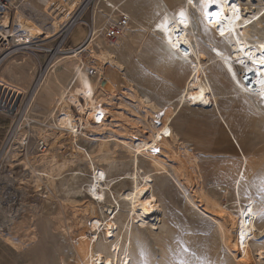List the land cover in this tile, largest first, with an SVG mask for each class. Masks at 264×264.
Returning a JSON list of instances; mask_svg holds the SVG:
<instances>
[{
  "label": "rangeland",
  "instance_id": "374dc122",
  "mask_svg": "<svg viewBox=\"0 0 264 264\" xmlns=\"http://www.w3.org/2000/svg\"><path fill=\"white\" fill-rule=\"evenodd\" d=\"M144 1L136 0L129 6L121 0H117L114 6L104 0H90V2L88 0L82 15L83 22H79L87 34L89 33L87 23H91L93 20L96 30L103 28L108 20L118 18L120 11L129 14L130 29L115 44H111L98 33L100 37L96 42L97 44L100 42L103 47L112 48L116 52L118 60L126 68L120 71L110 63L102 65V63L96 62L94 53L89 48L82 49L86 46L84 44L78 51L79 57L85 62V67L82 77L75 82L73 89L82 85L83 82H98L101 71H106L107 74L121 72L122 76L124 74L129 78L130 85L142 95L160 100V103L177 99L179 90L183 86L185 74L171 72L172 74L168 73L166 76L162 74L158 77L156 73L160 69L156 67L153 48L144 46L145 44L142 47L138 45L140 40L137 30L139 23H149L157 17L155 7L149 5L150 8L144 11V14L147 15L138 12L137 16L132 15V8H142ZM63 2L65 9L68 10L61 15L59 14L58 0H52V3L46 4L42 2L30 4L29 2L17 8L39 21L46 29L47 34L42 40L47 39L45 42L49 48L56 46L59 41L56 34L76 9L79 0H63ZM241 2L245 13L246 7L255 12V9L257 11L262 4V0H241ZM195 16L198 17L197 14ZM50 30L52 31L50 32ZM71 35L66 39L64 46L74 50L77 48L75 46L79 44L81 46L84 42L80 40L74 43ZM207 47L211 48V44L207 43ZM93 48L99 49L98 45ZM72 50L59 54V57L53 59L52 68L47 75L49 80L52 79V82L50 81L52 89L46 88L45 93L38 95L35 101L33 99L30 115L32 131L29 130L31 134L29 139H25L24 134H27L28 129L24 128L23 124L20 125L22 131L19 134H17V129L13 130L17 118L15 115L9 116L0 113V154L4 153V158L0 160L2 163L0 165V190L7 191L4 198L2 197L3 202L0 203V264H78L79 255L74 243L79 239L80 231L84 227L81 224L82 219L84 221L89 219L88 225L90 224L92 211L88 207L91 203L95 204L97 206L96 214L103 218L107 216L103 208L111 204L102 205L103 208H101L97 201L93 202L87 192V187L92 179V168L90 167L92 160L93 165L107 170L108 177L111 178L110 189L115 193L129 188L131 184L127 178L124 179L131 171V164H129L131 154L120 145L117 146L115 140L109 142L110 159L103 161L98 159L99 156H102L98 152L101 138L111 135L124 138L125 132L120 126L116 125L113 132L106 131L105 134L97 137L91 136L88 140H85L83 136L79 137L78 144L81 149L72 144L71 138L65 130L54 128L55 116L53 117V113L56 110V103L63 92L72 86L70 82L77 74L76 68L80 62L77 59L71 65L68 64L72 58L67 56L72 54ZM206 53L204 68L208 72L218 100H211L210 103L202 105H187L175 117L172 126L176 133L177 143L175 140V144L171 142L175 153L171 152V155L164 154L161 157L173 177L168 174H153L151 177L154 191L162 204V222L155 227L156 229L140 225L136 221L133 225H131L132 222L130 223L132 226L133 264H264V259L256 258L255 248L258 244H264L263 220L259 224L261 230L252 243L254 246L250 249L236 250V257L225 243L222 232L214 219L218 212L215 205L219 207V211L231 213L238 212L239 201L244 204L246 200L253 199L251 202H262L264 205V112L257 108L254 96L250 97V102L241 99V93L235 92V88L219 70V65H215L216 59L208 50ZM36 55L43 62L48 53L38 52ZM12 60L14 62L11 63ZM7 63L15 72L17 71L16 73L21 74V77L15 76L17 78L9 79V83L14 86H26L28 82L24 83L23 79L27 80L28 78L29 81L32 78L33 82L37 76L39 62L35 56L26 55L24 60L12 57L8 59ZM91 68L96 74L91 72ZM241 70V67H237L238 75L242 77L243 73L241 72L244 69ZM4 74L7 78L9 77L8 71H4ZM32 82L27 92H29ZM127 91H125V95H120L123 97L121 109L126 118L138 126V118L142 112L138 108L137 102L133 97L130 98ZM176 104L177 101H175ZM71 112L75 117L79 115L73 105H71ZM45 130L47 133L52 131L55 136L48 140V136L46 138L43 135ZM43 136L47 143H43ZM114 137L109 138L114 139ZM22 142H29L25 146L29 150V159L30 157L32 159L26 168L21 167V162L27 161L25 155L27 150ZM10 149L17 152L16 159L6 156ZM46 153L48 161L51 158H54L53 162L57 161L58 163L64 160L70 161L62 169L60 177L55 175L56 179L53 185L52 183L47 185L44 181L41 186L36 187L33 182L28 181L31 168L47 170L49 164L42 161L43 155H41ZM141 162L142 167L148 171L147 158L142 157ZM246 163L248 165L245 169ZM179 169H184L187 175L179 174ZM76 172L80 174L75 175ZM109 193L111 194V192L108 191L107 199L112 200ZM188 198L192 202H189ZM120 204L121 212L116 217V230L108 232L106 228H103L99 246L104 242L105 244L109 243L107 239L116 238L117 235L125 238L126 231L125 228H122V222H128L127 208L123 200H120ZM212 206L216 208L214 213ZM24 215L28 216V221L18 223ZM14 222H17L23 230L29 226L34 227L37 238L30 240L22 238L21 234L14 230ZM5 235L11 237L13 242L7 241L4 238Z\"/></svg>",
  "mask_w": 264,
  "mask_h": 264
},
{
  "label": "bare ground",
  "instance_id": "6f19581e",
  "mask_svg": "<svg viewBox=\"0 0 264 264\" xmlns=\"http://www.w3.org/2000/svg\"><path fill=\"white\" fill-rule=\"evenodd\" d=\"M104 1L113 5L117 2V0ZM121 1L130 6L136 0ZM137 1L139 2L141 0ZM29 2L30 4L32 2H42L46 4L52 3V0H22L21 3H18L17 0H12V6L1 15L2 26L0 27V33H8L6 34L8 36L24 35L28 37L29 40H42L44 38L47 31L42 27L41 23L32 18V16L27 15L22 9H17ZM64 2L63 0H58L60 15L68 10L65 9ZM142 3V8L136 7L135 9L131 7L133 16L136 15L137 12L144 14V11L150 8L148 5L151 7L154 6L157 13V17L154 21L139 23V28L137 29L140 34L138 45L142 47V45L145 44L144 46L152 47L154 50L156 67L160 69V71H156V75L158 77L162 76V74L166 76L171 72L175 74H185L183 86L182 88L180 87V93L175 100L160 103V100H154L148 95H142L137 89H134L130 85L129 78L126 77V75L124 76V74L122 76L120 74L121 72L107 74L105 73L106 71H101L98 82H83L82 85H78L73 89L75 82L82 77L83 68L85 67V62L79 57L78 51L84 44L86 46L82 49L89 48L91 52L94 53L93 56L96 62L102 63V65L110 63V65H113L120 71L125 70L126 67L118 60L117 54L112 48L108 46L103 47L100 45V42L99 44L96 43L98 42V37H100L98 34H100L102 28L96 29L98 30L96 31L94 27L93 33L87 34L81 23L76 22V26L72 29L71 33V38L74 43L80 40H83L84 43L80 47L72 50V54L67 56L72 58V61L68 63L69 65L77 59L80 62L77 64V74L71 79L70 83H72V86L69 87L70 89L68 88L63 92L56 103V110L53 113V117L55 116L54 128L65 130L71 138L72 144L81 149L78 144L79 137L83 136L85 140H88L91 136H101L105 134L106 131L113 132L116 125L120 126L122 131L124 130L123 132H125L123 135L124 138L114 137L112 135L104 136L101 139L99 138L101 143L99 144L98 152H100L102 156H99L98 159L101 161L110 159V150L108 146L109 142L112 140H115L117 146L120 145L131 154L129 160L131 171L124 177V179L127 178L131 184L129 188L117 193L110 189L111 178L108 177L109 173H107V170L93 165V160L91 158L92 165H90V167L92 168V179L87 187V192L93 199V202L97 201L98 206L101 208H103L102 205L106 206L108 203L111 204L103 208L107 216L103 217V215V218H101L96 214L97 206L90 202V206H87L88 209L91 208L92 211L90 224L88 225L89 219L85 221L82 219V223L81 220H79L84 227L80 231L79 239L75 240V243L73 242L79 255L78 264H133L131 225L136 221L140 225H147L151 228H155L162 222V204L154 191L151 177L153 174H168L173 177L165 161L161 158L164 154L169 156L171 152L175 153L173 152L175 148H173L171 143H174L176 139V133L172 126L173 121L179 111L187 105H202L210 103L211 100H218L217 93H215L208 77V72L204 68V58L207 56V50L211 53L213 58L216 59L215 65H219V70L227 77L233 88H235V92L241 93V99L250 102V97L254 96L253 98L257 102V108L264 112V56H262V53H264V0H262V4L257 11L255 9V12L250 10L249 7H246V13L241 0H191V2L190 0H145ZM236 9H239L238 13ZM181 11L185 13V18L183 19L179 15ZM196 14L198 17L195 16ZM237 15L239 19H236ZM210 19L212 20L211 23H209ZM216 19L220 20L219 24L215 22ZM51 31L52 30H50V32ZM135 41L134 39V42ZM110 43L115 44V42ZM207 43L211 44V48H213L214 51L211 50L210 47H207ZM95 45H98V50L93 48ZM17 61L20 63L19 60ZM7 62L0 72V82L6 83L21 92H27L32 78L29 79V81L28 78L27 80L26 78L23 79L24 83L28 82L26 86L17 87L10 84L9 79L17 78L21 74L19 75V73H16L17 71L15 72L12 67H10L9 63L14 62L13 60L9 63ZM237 67H241L242 70L244 69L241 73L247 76L248 81L243 80L242 77L238 75ZM4 71H8V78L5 76ZM254 72H256V74ZM46 77L43 81H39L29 94L28 103L30 106L25 115L28 121L31 119L30 115L33 99L35 101L38 95L45 93L44 91L46 88L52 89V79L49 80V76ZM102 80L106 81L105 85L102 84ZM126 90H128L127 92L129 93L127 94H129L130 98L133 97L137 102L138 108H140L142 112V115L139 117L143 119L138 118V126L136 123L131 122L130 119L129 121L121 109L123 97L120 95H125L124 93ZM81 99L85 102L83 100L81 101ZM175 101H177L176 105ZM71 105L76 107L79 113L77 117L72 114ZM162 110L164 113L160 115V111ZM21 127L17 129V134L22 131L20 130ZM29 134L30 131L28 130L27 134H24L25 139H29ZM43 135L45 137L48 136V140L55 136L52 131L47 133L46 130ZM44 136L43 143H47ZM109 137H114V139H110ZM22 144L27 150L25 153L27 161L21 162V167L26 168L32 159L31 157L29 159V150L28 147L25 146L28 145L29 142H22ZM158 147L160 148V153L154 154L152 150H156ZM174 147L176 146L174 145ZM81 152L84 153L83 150H81ZM3 154L4 153L0 154V160L4 158ZM41 155H43L42 161L47 162L49 168L47 170H38L35 167L31 168L30 180L28 181H30V183L33 182L36 187L41 186V183H44V181H46L47 185L51 183L53 185L56 179L55 175L59 176L62 169L66 167L69 163L68 161H70L64 160L60 163L56 161V163L52 160L54 158L48 161L46 156L47 153ZM6 156L11 158L15 157L16 159L17 152L10 149ZM142 157L148 160V171L142 167ZM1 164L2 163H0V165ZM247 165L248 163L245 164V169ZM178 172L181 175L186 174L184 169H179ZM74 174L79 175L80 173L76 172ZM1 190L0 203L3 202L2 197L4 198V195L7 194V191ZM108 191L111 192V194H109L112 200L107 199ZM120 200L124 201V205L127 208L126 217L128 222H122V228H125L126 233H124L126 236L124 238L121 235H117L116 238L107 239L109 243L106 242L107 244H105L104 242L103 245L99 246L103 228H106L108 232H114L116 230V217L121 212ZM252 200L253 199L246 200L244 204L239 201V210L237 213L223 210L219 211V207L212 204L214 207L218 208L217 216L214 217V219L222 232L225 243L235 256L236 250L242 248L250 249L254 246L252 243L261 230L259 224L262 220L264 223V205L262 202H251ZM188 201L192 202L190 198H188ZM216 208H213V213ZM27 221L28 216L24 215L18 223ZM14 227V230L20 233L21 237L24 239L30 240L37 238L34 227L31 228V226H29L26 230H23L17 222H14ZM4 238L9 242H13V239L7 235H5ZM255 248L256 258L259 260L264 259V244H258Z\"/></svg>",
  "mask_w": 264,
  "mask_h": 264
},
{
  "label": "built area",
  "instance_id": "2783aa9c",
  "mask_svg": "<svg viewBox=\"0 0 264 264\" xmlns=\"http://www.w3.org/2000/svg\"><path fill=\"white\" fill-rule=\"evenodd\" d=\"M17 2L21 3L20 0H17ZM87 2L88 0H79L78 5L71 16L61 25V30L56 34L58 35L57 37L59 38V41L54 48H49L47 46V43L45 42L47 39L29 40L28 37H25L24 35L8 36L6 35L8 33H0V70L5 66V63L10 57H16L24 60L26 55L35 56L39 62V69L38 73H36L37 76L32 82V86L30 88V90H32L39 81H43L45 79L48 71L52 68L53 59L57 58V56L59 57V54L72 50V48H65L64 44L66 39L71 34L72 29L76 26L75 23L83 22L82 15L87 7ZM11 6L12 0H0V27L2 26V13ZM130 23L131 20L129 14L125 11H120L118 18L108 20V22L100 30V34L108 42H116L130 28ZM87 27L89 34L93 33L95 21L93 20L91 23H87ZM79 46L80 44L75 47ZM38 52L48 53V56L43 62L40 61V58L36 55ZM92 69L93 68H91V72L93 73L94 70ZM94 73L96 74V72ZM29 92H21L6 83L0 82V113L9 116L15 115L17 117L13 130L19 129L21 124L24 125V128L31 130L30 124L32 120L28 121L25 117L30 106L28 103ZM163 113V110L160 111V115ZM29 136L31 135L29 134ZM152 152L154 154H159L160 148L158 147L156 150H152Z\"/></svg>",
  "mask_w": 264,
  "mask_h": 264
},
{
  "label": "snow or ice",
  "instance_id": "6c2138e0",
  "mask_svg": "<svg viewBox=\"0 0 264 264\" xmlns=\"http://www.w3.org/2000/svg\"><path fill=\"white\" fill-rule=\"evenodd\" d=\"M190 2H191V0H190ZM236 11H237V13L239 12V9H236ZM179 15L181 16V18L183 19V18H185V13L183 12V11H181L180 13H179ZM236 19H239V16L237 15L236 16ZM212 22V20L210 19L209 20V23H211ZM217 24H219L220 23V20L219 19H216V21H215ZM262 56H264V53H262Z\"/></svg>",
  "mask_w": 264,
  "mask_h": 264
},
{
  "label": "water",
  "instance_id": "95a60500",
  "mask_svg": "<svg viewBox=\"0 0 264 264\" xmlns=\"http://www.w3.org/2000/svg\"><path fill=\"white\" fill-rule=\"evenodd\" d=\"M105 83H106V81L104 80V81L102 82V84L105 85Z\"/></svg>",
  "mask_w": 264,
  "mask_h": 264
}]
</instances>
